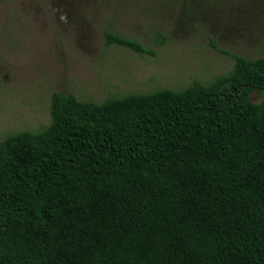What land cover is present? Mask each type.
Returning a JSON list of instances; mask_svg holds the SVG:
<instances>
[{
	"label": "trees",
	"instance_id": "1",
	"mask_svg": "<svg viewBox=\"0 0 264 264\" xmlns=\"http://www.w3.org/2000/svg\"><path fill=\"white\" fill-rule=\"evenodd\" d=\"M233 56L183 89L56 91L0 139V264H264V52Z\"/></svg>",
	"mask_w": 264,
	"mask_h": 264
},
{
	"label": "rangeland",
	"instance_id": "2",
	"mask_svg": "<svg viewBox=\"0 0 264 264\" xmlns=\"http://www.w3.org/2000/svg\"><path fill=\"white\" fill-rule=\"evenodd\" d=\"M110 31L153 53L108 44ZM263 52L264 0H0V139L47 125L56 91L183 89Z\"/></svg>",
	"mask_w": 264,
	"mask_h": 264
}]
</instances>
